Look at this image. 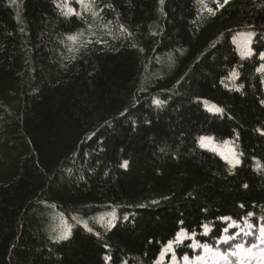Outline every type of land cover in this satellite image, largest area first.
Wrapping results in <instances>:
<instances>
[{
    "label": "trees",
    "instance_id": "obj_1",
    "mask_svg": "<svg viewBox=\"0 0 264 264\" xmlns=\"http://www.w3.org/2000/svg\"><path fill=\"white\" fill-rule=\"evenodd\" d=\"M262 229L264 0H0V264H264Z\"/></svg>",
    "mask_w": 264,
    "mask_h": 264
},
{
    "label": "snow or ice",
    "instance_id": "obj_2",
    "mask_svg": "<svg viewBox=\"0 0 264 264\" xmlns=\"http://www.w3.org/2000/svg\"><path fill=\"white\" fill-rule=\"evenodd\" d=\"M81 2H83V0H81ZM69 11L72 12L71 9H69ZM73 14H75V13H73ZM69 39L72 40L73 42H75L77 40V37L76 36H70ZM213 110L217 111V112L221 111V109L215 108L214 106H213ZM237 163H238V161H237ZM124 166L127 167V163H125ZM233 166H235V165H233ZM225 231H227V230H225ZM261 233H262V235L260 237H258V239L260 240V244H264V229L261 230ZM244 234L245 235H251V233H244ZM237 235H239V233ZM235 239H236V236L226 237L223 242L227 243L229 240H235ZM245 243H247V242H245ZM245 243L236 244L235 245L236 250L233 251L232 253H230V255L240 257V254L242 252H245L247 254H251L253 252V249L260 248V244H257L255 242L251 243L250 246L245 248ZM261 251H262L261 259L264 260V249H262ZM225 259H227V256H225ZM237 264H244L243 259L242 258L238 259Z\"/></svg>",
    "mask_w": 264,
    "mask_h": 264
}]
</instances>
